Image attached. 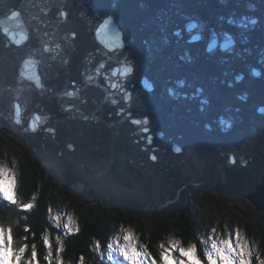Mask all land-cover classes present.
Returning a JSON list of instances; mask_svg holds the SVG:
<instances>
[{
	"label": "water",
	"instance_id": "1",
	"mask_svg": "<svg viewBox=\"0 0 264 264\" xmlns=\"http://www.w3.org/2000/svg\"><path fill=\"white\" fill-rule=\"evenodd\" d=\"M5 127L111 213L166 220L206 192L260 213L264 0H0Z\"/></svg>",
	"mask_w": 264,
	"mask_h": 264
},
{
	"label": "trees",
	"instance_id": "2",
	"mask_svg": "<svg viewBox=\"0 0 264 264\" xmlns=\"http://www.w3.org/2000/svg\"><path fill=\"white\" fill-rule=\"evenodd\" d=\"M9 135L0 133V161L6 160L8 152H4L7 151V146L15 144L13 136ZM10 168L15 180L16 202L0 195V229L6 237L11 236L14 250L26 247L23 264H27L33 247L37 251L39 264H49L45 259L49 251L45 240L52 246L51 264H57V249L61 247L59 257L62 264H112L108 247L119 226L133 228L137 247L144 245L147 259L153 264H162L160 252L163 249L160 244L164 243L167 248L168 237L180 239L181 246L194 242L201 264H208L205 245L198 239L196 222L190 210L166 220L143 221L129 217L121 211L111 213L100 203L83 205L81 200L47 179L39 161L24 146L20 148L15 161L10 163ZM212 197L223 209L228 207L215 195ZM242 218L246 231H249V223H253L254 219L245 216ZM260 223L257 221L252 228L257 232L259 255L264 260V226ZM216 224L220 231L221 223ZM171 255L177 259L180 252L174 250Z\"/></svg>",
	"mask_w": 264,
	"mask_h": 264
},
{
	"label": "rangeland",
	"instance_id": "3",
	"mask_svg": "<svg viewBox=\"0 0 264 264\" xmlns=\"http://www.w3.org/2000/svg\"><path fill=\"white\" fill-rule=\"evenodd\" d=\"M4 130L6 132L2 131L0 133H6V134L8 133V135L10 134L11 136H13V139L15 140V144H10L7 146V149H6L7 151L4 152V154H6L8 152L6 154V158H5L6 160L0 161V168L6 170V172L9 174V176L11 178H13L14 176H13V173H12L11 168H10V163H13L15 161L16 156L20 152V148L23 145L21 144V142L17 138H15V136L11 130H7L6 128ZM47 179H49V178L47 177ZM49 180L53 181L54 183L56 182L53 179H49ZM59 187H61V186H59ZM61 189H64V188L61 187ZM0 191L2 192L3 190H0ZM212 195H215V193H211V192L206 193V194L205 193H199L197 195H194L193 198L191 197L188 200L189 201V207H188L189 209H186V210L187 211L190 210L192 216L194 217V220L196 222L195 223V225H196L195 229H196L197 234L199 236H203L206 241L209 240V237H211L212 239H216V233H213L212 229L213 228L217 229L216 223H221L220 231L222 233H220V231L218 229H217V231L221 235L226 234L228 236V238L230 239V242L233 244V246H235V244H236V234L237 233H239L240 239H246L248 241L250 250H252L253 248L255 249V251L253 252V254L251 256V264H252L253 260L255 261V263H253V264H257L258 257L260 260H262V259L260 258V255H259L258 235H257V232L252 228V226L257 221H258V223L260 221L261 222L260 224L264 226V211H261L260 213H258L256 211V209L246 200L236 202V203H230V202L224 201V203L226 205H228V207L223 209L222 205L220 206V205L216 204V199L214 197H212ZM76 199H78V198H76ZM95 203H99V202L96 201ZM85 204L86 203H83V205H85ZM93 204H94V202L90 203V205H93ZM186 210H183V212ZM120 211H116L114 213H117ZM121 212H123V211H121ZM179 215H177V216H179ZM244 216L248 217L250 219H254L253 223H249V225H250L249 231H246V229H245V224H244L245 222L243 221L244 219L242 218ZM254 216H255V218H254ZM143 221H147V220H143ZM208 224H209V226H208ZM206 226L208 227V229H206ZM122 229H129L133 232L132 227L127 228V227L119 226L118 232L114 235V237L110 240V242L113 239L119 238L118 242L120 244L123 243L122 236L124 233H123ZM248 233H249V235H248ZM168 238H167L166 242L168 241ZM209 247H210V244L205 245L206 252L208 251ZM108 248H109V250H108L109 256L111 255L110 259H111L112 264H130V262L125 261L122 257L119 256L118 250L115 249V244H112ZM112 248H113V250H112ZM167 248H168L169 253H172V251H174V250L178 251V249H179L178 247H175V246L169 247V245ZM137 249L143 250L140 247H137ZM206 259H207V257H206ZM175 260L176 261L177 260L184 261V264H188L187 258L181 257V255H178V258ZM144 262H145V264H153L148 259L144 260ZM217 264H220L219 260H217Z\"/></svg>",
	"mask_w": 264,
	"mask_h": 264
},
{
	"label": "clouds",
	"instance_id": "4",
	"mask_svg": "<svg viewBox=\"0 0 264 264\" xmlns=\"http://www.w3.org/2000/svg\"><path fill=\"white\" fill-rule=\"evenodd\" d=\"M254 75H258V73L254 72ZM205 127L210 130V126L206 125ZM7 183L8 182L5 179L0 178V190H4L7 186ZM122 231L124 233L122 236L123 243H118L119 238H117L113 239L109 246L112 244H118V251L120 255L123 256L125 261L130 262V264H145L142 259L143 255H147L144 245H140L141 249H144L142 254L141 252L137 251V237L133 234V232L129 229H122ZM212 232L216 233V239L209 237V240L206 241L203 236H198V239L202 245L210 244V247L206 252L208 264H217L215 259H208L210 255L219 257L220 264H233L230 256L234 255L235 253L230 239L226 234L221 235L216 228H213ZM167 243L169 247H178L180 250V255L187 258L188 264H201V260L197 256V248L194 242H189L187 246H181L182 241L180 239L169 237ZM236 246L240 252V264H249V259L251 258L255 249L253 248L250 250L249 243L246 239L236 240ZM160 248L163 249V251L160 252L162 264H177V261L173 258L171 253L168 252V248H165L164 243L160 244ZM9 255L10 253L0 249V257H7ZM109 258H111V255ZM4 264H9V261L5 259ZM179 264H184V261H180ZM257 264H264V260H260L258 257Z\"/></svg>",
	"mask_w": 264,
	"mask_h": 264
},
{
	"label": "snow or ice",
	"instance_id": "5",
	"mask_svg": "<svg viewBox=\"0 0 264 264\" xmlns=\"http://www.w3.org/2000/svg\"><path fill=\"white\" fill-rule=\"evenodd\" d=\"M19 15L18 12H12V16L13 17H17ZM26 68H29V75L28 78L29 79H35L37 82V86L39 87V77L36 75L35 71L33 68H31L30 65L26 64L25 65ZM127 72H131L132 69L128 68L126 69ZM69 95H71V93H69ZM17 113L19 114V109H17ZM145 123H147V121H145ZM33 130H35V128H33ZM177 151H179V149H177ZM152 159L155 160L156 157L152 156ZM0 178L5 179L8 183L6 188L0 192V195H3L6 199H9L11 202L15 203V180L14 178H11L9 176V174L6 172V170L4 169H0ZM240 239L239 233L236 234V240ZM11 241V242H10ZM119 243V242H118ZM45 244L47 245V247L49 248L48 254L45 257L46 260H48L49 264H51L52 258H53V253L51 251V244L49 243L48 240H45ZM97 247H99V244L97 243ZM114 247V246H113ZM0 249H3L5 252L10 253L9 256L7 257H0V264H4V260L7 259L9 261V264H23V260L25 257V253L27 251L26 247H21L19 248L18 251L14 250L12 247V239L11 236L8 235L7 237L5 236V233L3 232L2 229H0ZM115 249L118 250V244H115ZM234 249V255H231L230 258L232 259L233 264H240V252L239 249L237 248L236 244L235 246H233ZM113 250V248H112ZM62 251V247L57 249V255H56V261L57 264H62V261L60 260L59 257V252ZM137 251L141 252L143 254L144 250H138ZM178 251L180 252V250L178 249ZM118 254L120 257L123 258V256L120 255L119 251ZM250 255V254H248ZM183 257V256H181ZM143 261L147 259V255H143ZM174 258V257H173ZM124 259V258H123ZM208 259H215L216 262L217 260L220 261L219 257H214V256H209ZM179 260H177V264H179ZM27 264H39V258H38V254L36 249L33 247L31 249V254H30V258L27 259ZM249 264H251V258L249 259Z\"/></svg>",
	"mask_w": 264,
	"mask_h": 264
},
{
	"label": "bare ground",
	"instance_id": "6",
	"mask_svg": "<svg viewBox=\"0 0 264 264\" xmlns=\"http://www.w3.org/2000/svg\"><path fill=\"white\" fill-rule=\"evenodd\" d=\"M5 128H6L7 130H10V129L7 128V127H5ZM5 128H4V129H5ZM11 131H12V130H11ZM12 132H13V131H12ZM13 133H14V132H13ZM55 183H56V182H55ZM206 193H210V192H206ZM206 193H205V194H206ZM198 194H199V193H198ZM196 195H197V194H196ZM215 195H216V194H215ZM193 196H194V195H193ZM193 196H192V198H193ZM216 196H217V195H216ZM220 200H221V199H220ZM243 201H244V200H243ZM86 205H88V204H86ZM89 205H90V204H89ZM188 207H189V201H188V203H187V209H189Z\"/></svg>",
	"mask_w": 264,
	"mask_h": 264
}]
</instances>
